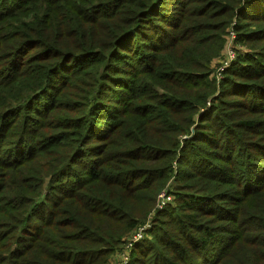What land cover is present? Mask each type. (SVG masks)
Instances as JSON below:
<instances>
[{"label":"trees","instance_id":"obj_1","mask_svg":"<svg viewBox=\"0 0 264 264\" xmlns=\"http://www.w3.org/2000/svg\"><path fill=\"white\" fill-rule=\"evenodd\" d=\"M132 241L124 264H264V0H0V264Z\"/></svg>","mask_w":264,"mask_h":264},{"label":"built area","instance_id":"obj_2","mask_svg":"<svg viewBox=\"0 0 264 264\" xmlns=\"http://www.w3.org/2000/svg\"><path fill=\"white\" fill-rule=\"evenodd\" d=\"M231 35L232 37L234 36V33L231 32ZM228 48V45L226 46V49ZM231 49H229V53H228V57L226 58L225 62H224V65L222 66V69H220L219 71H216V76L218 79L222 78L223 77V70L231 63V61L235 58V52L233 50V48L230 46ZM225 49V50H226ZM169 200H171V196L168 195L166 193L165 190H163L160 194H159V197H158V203H157V207L161 208L166 202H168ZM150 224H145L144 226H141L138 231H136V233L134 234L133 236V241H137L138 239H140L142 236H143V230L145 228H147ZM133 241L130 242L126 249H124L123 251L119 252L118 254V257L120 256V262L119 264H124L126 263L128 260H129V257H130V250H131V247L133 245Z\"/></svg>","mask_w":264,"mask_h":264},{"label":"rangeland","instance_id":"obj_3","mask_svg":"<svg viewBox=\"0 0 264 264\" xmlns=\"http://www.w3.org/2000/svg\"><path fill=\"white\" fill-rule=\"evenodd\" d=\"M234 38H235V35L232 37V35L230 34L229 35V37H228V40H227V42H226V44L228 45V48L226 49V50H224L223 51V54H222V56L218 59L219 61L218 62H216V64L214 65V68L217 70V71H219L220 69H222V66L224 65V62H225V60H226V58L228 57V53H229V49H231L230 48V46L232 45V43H233V41H234ZM234 50V49H233ZM225 56H226V58H225ZM214 75V72H212L211 73V75ZM119 253V252H118ZM117 255H119V254H117ZM116 255V256H117ZM115 256V257H116ZM120 256L118 257L117 256V258L116 259H114V263L115 264H119V262H120Z\"/></svg>","mask_w":264,"mask_h":264}]
</instances>
